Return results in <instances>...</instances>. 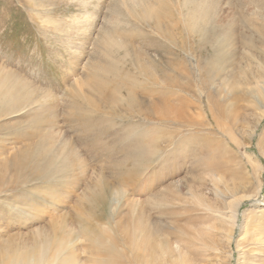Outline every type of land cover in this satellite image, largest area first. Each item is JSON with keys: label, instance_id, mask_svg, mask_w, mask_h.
Masks as SVG:
<instances>
[{"label": "rangeland", "instance_id": "1", "mask_svg": "<svg viewBox=\"0 0 264 264\" xmlns=\"http://www.w3.org/2000/svg\"><path fill=\"white\" fill-rule=\"evenodd\" d=\"M131 1L0 0V66L35 88L0 106V264H264V0H213L228 41L184 0L175 32ZM117 26L133 43L93 77Z\"/></svg>", "mask_w": 264, "mask_h": 264}, {"label": "bare ground", "instance_id": "2", "mask_svg": "<svg viewBox=\"0 0 264 264\" xmlns=\"http://www.w3.org/2000/svg\"><path fill=\"white\" fill-rule=\"evenodd\" d=\"M133 5H137L140 3H143V0L141 2H138V0H132L131 1ZM148 6L145 11H147V16L148 18L151 19H156V24L154 27H158L161 25H165L166 30H169L170 32H175L178 31V29H181L178 21H173L169 23L171 17L169 16L168 12H164L165 6L167 5L164 0H156L155 2L149 1L147 2ZM184 4L188 6V14L187 16L190 15L191 18L197 19V20H203L206 22L211 23V28L209 30H206L203 32L204 35L210 36V37H220L224 40H230L231 38H238L240 35L237 34L236 29H234L232 26L233 23H229L230 25L223 23L225 20L224 18L218 19L217 13L215 12L216 10V5L213 3V0H184ZM144 2V6H145ZM206 11H212V14L206 15ZM120 13L116 14L115 19L119 18ZM173 18V17H172ZM227 21L229 18H226ZM162 20L168 21L164 22ZM233 21V20H232ZM118 23V22H117ZM126 24V23H125ZM207 24V23H205ZM215 24L214 26H212ZM119 28V26H117ZM162 27V26H161ZM118 28L111 29V31L107 30L105 37L101 39V41L97 42V46H100L101 48H105V54L104 55V61H95L93 63V70L92 73L90 74L91 76L94 77L95 74L98 72L102 71L107 68L111 67L113 68V62H112V54L113 52L110 50L114 46H119L121 43L118 41V36H124L126 39V42L128 44H132L133 42V34L132 31L134 29L127 30L126 28L118 30ZM193 28V25H192ZM119 33V35H118ZM243 33V32H242ZM241 33V34H242ZM180 35H176L171 41H176L178 40ZM142 42L140 44H144L146 46V41L145 38L141 37ZM159 46V45H157ZM110 55V56H109ZM98 58V57H96ZM101 58V57H100ZM109 58V61H108ZM97 76V75H96ZM92 79H89V83L91 84ZM102 80V79H101ZM130 81H132L130 79ZM88 82V80H87ZM92 85V84H91ZM138 83H136L135 86L138 88ZM97 86V85H96ZM129 83L126 79L121 80L120 84H115V89L119 90L124 93L123 98L120 101H124L125 99L128 100L131 91L129 89ZM96 88V87H95ZM123 89V90H122ZM137 91V90H136ZM147 90L143 91V95H148L149 93L146 92ZM35 92V88L30 84L29 81L25 80L23 77L18 75V73L14 71H9L6 70L5 67L0 66V106H7V107H14V105H17L16 103H20L21 101H25V99L29 95H33ZM81 92V91H79ZM47 93V92H46ZM49 94V93H47ZM46 94V95H47ZM45 95V96H46ZM41 97V96H40ZM31 98H28L26 100H30ZM238 106L236 103H234L231 106H226V105H218L215 108V112L213 114L214 119L218 120L220 119L219 123H222V120L226 124V128L228 129V136H231V131L233 127L237 126L240 119L241 115L240 112H237ZM159 110H162L159 108ZM233 139V137H231ZM234 140V139H233ZM43 258V256H41ZM41 257H37L35 253H14L10 257V261L7 262L9 264L10 262L13 263L12 260H16L18 264H42Z\"/></svg>", "mask_w": 264, "mask_h": 264}]
</instances>
